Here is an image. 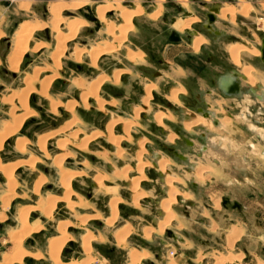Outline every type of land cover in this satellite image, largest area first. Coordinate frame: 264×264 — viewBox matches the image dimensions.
<instances>
[{"label": "rangeland", "instance_id": "374dc122", "mask_svg": "<svg viewBox=\"0 0 264 264\" xmlns=\"http://www.w3.org/2000/svg\"><path fill=\"white\" fill-rule=\"evenodd\" d=\"M59 1L60 0H0V124L9 122L11 120L12 109L17 107L16 100L8 105L4 104L6 102L5 100L15 93L19 94L24 91L26 83L28 84L31 82V86L34 85L33 87L35 89V92L30 94L28 98V108L35 113L27 120H24L20 130L15 136L7 138L0 151V160L6 165L12 166L18 165L17 163L26 162L33 163H30L32 168H17V170H15V183L11 191L12 195L19 191H24L25 193L21 194L26 196L25 198L21 197L15 199L9 208L1 206L2 201L0 202V211H4L7 215L11 216V218H8L7 222L3 223L5 226H2L8 230H19L14 217L18 208L26 206L29 208L28 213L30 215H28V226L30 227L31 224L29 221L32 223L34 221L33 219L40 216V213H36L38 211L30 213L31 210H34L33 208L36 207L40 199L44 200L46 196L56 198L62 197L63 190L58 184L59 176L56 173L57 168L55 167L54 157L60 158L61 156L62 167L70 172L79 174V177L72 180L70 187L73 193L70 197V202L74 203L75 206L69 211L68 204L65 202H56L50 217L44 214L40 216L43 226L39 221H36L34 226L31 225L30 227V229L44 227L45 229H41V231H43L42 233H40V230L37 231L38 233L32 232V230L24 235V233L22 234L21 231H18L12 236L13 243L3 242L2 235L4 231L0 230V257L3 255V252H8L12 244H14L12 251L4 256L8 264H14L12 256L15 257L21 253L25 255L17 261V263H20L26 256L30 257L32 254L28 255L26 250L32 251L33 249H39V251L44 252V243L47 237L53 234L55 235L49 237L47 239V241H49L50 239L59 238L61 236L58 230L56 231V225L59 223H69L72 226L66 228L64 234L72 236L73 241H68L63 244L59 251V259L65 264L81 262L83 259H86V255L79 249V246L81 245L82 237L87 234V232H91L93 235V239L90 241V253L88 258L92 262H94V258H96L95 264H129L126 252L132 248L139 250L144 249L147 251H143L145 255L140 258L139 264H169L168 262L171 259L173 261L176 260V264H206V262H208V264H213L215 257L219 255H242L240 260L236 259L233 263L231 262V264H255V262L259 260L264 261V130L261 138L256 137L252 133L247 132V123L243 122L241 119H228L229 123L224 126L225 141L223 147L224 149L231 148L230 155L240 160V168L242 170L243 166H245V170L242 171V174H238L237 178H231L228 172L230 168L228 165L229 159L221 156L223 163L216 166L212 162L214 158H217L215 152L211 154L210 152H201L203 157L199 154L198 157L200 159L195 157V155H197L196 152H192L195 159L190 156L189 153L191 152H185V155L191 157V162H194L191 163L188 160L185 164L177 162V160H174L175 158L167 152H157L161 151L160 145L166 142L161 134L157 130L152 131L149 122H143L140 118L142 113H140L138 117L134 116L132 120L127 110H121L125 114L120 112L116 114L134 122V125L129 132V137L131 139L129 141L126 134L122 133L118 126L113 130L116 136L124 138L119 148L123 156L119 157L114 150L111 152L106 147L107 133H104V130H102L105 120L103 116L98 115L96 111L92 109L94 108L92 104L93 101L89 100L88 106L85 108L81 102L77 100L78 93L75 91L73 92L74 89L71 87L68 88L61 83V80L70 83L69 81L77 77H82L87 80L94 79L95 77L89 72L91 70L88 69V59L85 55L82 56L83 58L81 57L75 61L76 57L73 53L76 50L89 49V46L95 47L105 41L113 43L118 49H116L113 54L109 55L110 57L101 56L99 58L97 69H95V71L98 70L96 73H99V70L104 71L109 68L116 69L114 66L115 64H125V52L128 50L133 52L137 51V48L139 49L138 51H141L140 53L143 54L142 59L137 58L134 62L128 61L133 64L143 61L146 55L148 59L164 56L165 60L171 63L169 66L173 70L179 66L182 67L184 71H165V82H162V80L155 81L148 77V75L153 74V69H149V73L143 72L144 74L139 77V82L143 85L152 84L157 92H159V95L152 92L153 97L149 102L150 109L152 110L149 112L151 115L155 111L166 108L165 105L161 104V100H163L164 96L166 99L172 87L170 83L172 81L178 83V78L180 81L182 79L186 80V88L190 95L200 87L202 90L213 89L209 81L211 77L210 73L202 72L203 66H206L205 58L208 52H213L214 56H217L218 64L215 68L217 70L216 74H221L225 71H233V69H238L240 71L241 66L234 63L227 55L228 42H223L225 41L223 40L217 45L210 43V45H207L208 47L200 51V53H195L196 51L194 49L186 45L188 35L185 32L176 34L170 29L171 24L175 22L176 18L191 16L190 13L186 15L183 12H178L177 8L180 7V5H178L177 0H163L161 6L162 11L156 20H150L146 15H150L156 11L157 0H137L140 7L144 10V15L134 18L133 24L135 28L127 31L125 40L119 44L114 42V39L106 36L104 29L105 24H109V22L116 25L121 23L120 17L117 13L108 12L106 13L103 24L97 18L96 9L105 6L107 3L112 4L116 2H120L123 8L135 9L134 0H92L90 7H85V5H83L88 0H62V2L66 4L67 10L60 12L61 15L58 14L57 16H53L48 8L50 5L58 3ZM192 1L194 0L187 1L190 5L191 13H197L203 21L204 14L207 10L202 5L195 4ZM234 1L238 3V0H208L210 4L211 2L217 5L222 3V5H228L227 7H233L235 5ZM239 1V7L244 5L246 7L248 6L246 16L238 11L239 7H233L235 8V13L232 22H230L228 18H221L220 16L219 23L216 26L221 30L228 31V36H235L242 47L245 46L246 48H250V45L254 43L253 37H255L258 42L259 37H262L261 33L264 34V12L260 10V7L264 9V3H261L264 2V0ZM76 4H81V6L78 10H72L71 7ZM54 17H56V19L75 18L83 22V25H81L74 36L75 39L73 38L66 42L64 52L58 60L59 62H56L53 59L54 56H52L54 52H56L54 37L57 30L64 35L68 33V30L65 25H60L57 30H53V27L48 21L52 20ZM225 21H227V23ZM33 24L40 25V27L35 28ZM41 26L44 27L42 28ZM21 29H27V34L23 37H28V41L25 53L19 64L18 72L14 75L8 65V60L13 55L12 44L15 42V39H20L19 36L17 37V34L21 35L23 33L22 31V33H19ZM178 36L182 38L181 41H178ZM36 50L38 51L35 52ZM197 52H199V50ZM256 61V57L250 56L249 54H244L242 57L240 56L239 60L240 64L244 62L253 68L252 70H254V72L252 74L260 73V75L264 77V72L261 74L259 71L260 68L256 66L258 61ZM55 62L57 64H55ZM150 63L153 68H156L154 62ZM75 66H79V69ZM212 67L213 66H210V68ZM33 75L38 76L36 79H33ZM88 77L94 78L88 79ZM29 78L32 79V81H29ZM131 80L132 83L133 80H135V76H132ZM42 83L49 85L47 88L48 93L46 92L47 96L39 92V89H41L39 87H41ZM117 86L119 87V84H117ZM134 87L135 86L131 84L126 88L120 87L119 90L125 91L127 93V98L131 96V98L139 101L143 94L134 90ZM102 91L110 93L109 87H101L99 91V96L101 97L104 96ZM40 94L42 96H40ZM190 95L187 97L181 96L182 98H180V101L182 106L186 107V102L191 97ZM217 96L207 97L206 100L212 104V110L221 120L227 119V111L225 108H234L233 110L232 108L229 110L231 114H234L240 110L239 106L246 105V103L254 105V101L250 99L249 101L244 99L242 101L244 104L242 103L239 105L240 103L233 100H226V103L221 97ZM144 98L146 97L144 96ZM123 101L129 102L128 99L127 101ZM52 102L57 104L56 111L51 109ZM72 102L77 105L75 104L74 109L68 112L70 118H65L63 115V112L66 110L65 106H67V103ZM218 104H220L221 110H218L219 107H216ZM59 105L62 106L59 107ZM116 106L118 107V105ZM254 106H256L254 107L255 110L259 107L257 104ZM135 108V110L139 109L141 112L147 110L145 107L138 104ZM15 113L19 115L22 113V110L15 109ZM171 114L175 121H168L169 125L165 124L167 122L164 119L162 124V128L169 131L168 137H170L171 134L175 136V130L178 128L183 130L181 132L184 136L192 137L194 131L188 132L182 128L180 112L176 110V112L172 111ZM255 114H257V111H255ZM26 122L29 123L25 125ZM77 123L79 125H77ZM57 131L61 132L58 133ZM53 132L55 134H53ZM93 133L96 134L94 135ZM99 133L103 135L101 136ZM215 133L219 132L215 131ZM219 134H223V132ZM46 135H50L51 137ZM96 135L101 137L97 139L93 138L87 143L85 148L81 146L78 147V142L81 139L94 137ZM42 136L47 138L45 145L46 150L43 152L40 151L36 142L38 138ZM22 137L25 138L24 141L26 142L24 144V149L15 151V141ZM228 137H232L240 141V143L236 144L233 139L231 142L228 140ZM126 140L129 142L127 144H129L132 149L131 152L125 150L123 147ZM142 140H145L146 143L143 148L142 158L138 164L136 158L140 151L138 143ZM199 140L202 141V143L204 141L203 139ZM251 142L256 146L255 148L257 151L252 152L250 148L248 149V146L252 144ZM136 143L137 145H135ZM148 143L155 152L147 148ZM174 144L178 145V147H184L182 139L176 141ZM103 152L107 153V155L101 156L104 154ZM67 155L69 157H67ZM166 159L169 160V164L171 163L172 165L170 166L168 164V170H171L174 177L180 180V184L177 183L179 184L177 186L179 195L184 193L187 195V198L183 200L182 197H177L176 202L171 205L175 219L171 223L172 225L170 224V227H167V230L163 233H158L157 231L149 238L144 239L142 233L143 228H156V225L164 216L162 212L158 213V210H160V202L167 197L166 193L164 195L161 193L162 190H165L162 187L163 181L153 178L152 175L158 167V161H165ZM140 163L144 165L142 175L138 172ZM193 165L197 167L206 165L213 166V173H206L210 175H206L197 183L191 173L193 171L191 168L194 167ZM108 166H110V170L107 168ZM126 168L128 169L126 181L115 177L114 173L117 170L120 171ZM103 174H105L104 177ZM99 175L105 178L102 189L92 187L94 179ZM1 176L2 175H0V194L6 193L8 188L6 186V179ZM40 176L44 179V185L40 193L38 192L37 195H34L31 191V185L34 184ZM44 176H46V178ZM139 177L143 178H141L142 180L139 183L138 192L141 189L147 195L141 199L138 206H135L129 198L132 196L131 192H129L131 185L130 181L131 179ZM192 183H195L194 188L191 186ZM35 184H37V182H35ZM114 197H119L121 199V202L117 205L116 221L110 228L104 225L99 226L98 222L92 220V216L99 215L102 219L108 216L109 209L107 202L110 198L112 199ZM150 198H152V202L148 203ZM223 198H228L231 203H239L240 209H232L230 206L223 207ZM218 199L219 207H215L213 201ZM22 210H20L19 213ZM85 219L86 221L83 222ZM100 222H102V220ZM121 225H130L132 229L129 234L130 237L126 238L125 245L118 248L115 246L111 234ZM234 226L239 229L240 236L230 251L226 248L225 237H227V232ZM122 228L123 227L120 229ZM101 234L107 235L106 240L104 236H101L104 237L103 240L99 239ZM70 242H73L72 245L69 244ZM46 244L49 258V244L48 242H46ZM17 249H20V252L16 254ZM213 254L214 256H212ZM44 256L45 259L33 262H28V259H24L23 264L52 263L50 258L49 260L46 259L45 253ZM40 258L41 257L38 259ZM98 259H100L99 262ZM229 263L230 262H227V264Z\"/></svg>", "mask_w": 264, "mask_h": 264}, {"label": "bare ground", "instance_id": "6f19581e", "mask_svg": "<svg viewBox=\"0 0 264 264\" xmlns=\"http://www.w3.org/2000/svg\"><path fill=\"white\" fill-rule=\"evenodd\" d=\"M162 1L163 0H157V3H156V11L154 13L150 14V15H146L148 19H150V20H156L157 17L160 16V12L162 11L161 10ZM187 1L188 0H177V2L184 9H187L188 11L191 12L190 5H189V3ZM204 1H208V0H204ZM91 4H92V0H91V2H90V0H88L83 5H85V7H90ZM80 6H81V4H76V5H73L71 8H72V10H78ZM134 6H135V9H127V8H123V6L121 5L120 2H116V3H112V4H110V3L108 4L107 3L105 6L98 7L96 9L97 18L103 24H104V21H105L106 13H108V12H112V13H115V14L117 13L118 16L120 17L121 23H119L118 25H116V24H114L112 22H109V24H105V29H104V32H105L106 36H109L111 39H114V42H116L118 44L125 40V38L127 36V31H130L132 28L133 29L135 28L134 27V24H133L134 23L133 22L134 21V18L135 17L142 16L144 14L142 7H140V4H139V2H137V0H134ZM227 6L228 5H224L222 7L221 12H220V16H221V18H225L226 17V18L229 19L230 22H232L233 17H234V13H235V8H233L232 6H229V7H227ZM48 9H49V12L51 13V15H53V16L54 15L57 16L58 14L61 15L60 12H63L65 10H67L66 9V4L64 2H62V0H60L58 3H54V4L50 5V7ZM247 10H248V6L246 7L245 5L238 8V11H240V13L241 14H244L245 16L247 14ZM197 22H199V17L194 16V15H191L190 17H186V18L179 17L172 24L171 29H173L174 31L179 32V33L181 31H184V30L190 31L191 30V27L195 23H197ZM49 24H51V26L53 27V30H57L58 29V26H60V25H65L66 28H67V30H68L67 31L68 33L65 34V35L62 34L59 30H57L56 31V35L54 37L55 38V42H56V45H55L56 52H54V55H52V56H54L53 59L56 62H59L58 60L62 56V54L64 52V48H65L66 42L68 40H71V39L74 38V36L76 35L78 29L81 27V25H83V22L82 21H79V20H77L75 18H71V19H68V18H60V19H56V17H54L52 20L49 21ZM33 25H34L33 27H35V28L36 27H40V25H35V24H33ZM26 30L27 29H21L19 31V33L21 31L23 33L21 32L22 33L21 35L20 34H17V37L19 36L20 39H15L14 45L12 47L13 48V55L10 57V59L8 61V64H9V67L12 70L13 73H17L18 72L19 64H20V61H21V57L25 53V49H26L28 37L27 38L26 37L24 38L23 36H25L27 34ZM258 43L260 44V41ZM203 44H208V40L204 36L201 35V36H198V37H196L194 39V41H193V43L191 45V48L194 49L195 51H198L199 48ZM40 48H38V49H40ZM116 49H118V48L113 43H109L108 41H105L102 44H99V45H97L95 47L94 46H91V47L89 46V49H80V50H76L75 49L76 51L74 50L75 52L73 54H75V57H76L75 61L77 59H80L83 55L87 56L89 58V61H90L89 62L90 63V67L92 69H97L99 58L101 56H105L106 57V56H109V55L113 54ZM37 51L38 50H36L35 52H37ZM227 52H228V55H229L230 59L234 63H236V64H238V65L241 66V70L239 72L246 78V82L244 83V85L247 84L251 88H254L257 85H260L262 88H260L258 90L259 93L257 95L259 96L260 95V92L264 95V77L262 75H260V73L259 74L258 73L252 74L254 72V70H252L253 68H251L250 65H247V63H244V62H242L240 64V62H239L240 56L242 57L244 54H247V55L249 54L250 56L252 55V56H254L256 58L257 57L260 58V56H261L260 55V51L257 48H254V49L249 50L245 46L242 47V45L239 42H233V43H230L228 45ZM140 56H142V54H140V53H132L130 50L126 51V55H125L127 61H130V62H134L135 59L139 58ZM56 62H55V64H57ZM55 64H54V66H55ZM258 65L261 66V68H264L260 63ZM55 72H57V71H55ZM121 73H122V71H120V70L115 71L113 73V77L112 78L109 77L106 74H103V73L97 75L94 79H90V80H85L82 77H77V79L70 81V86L72 88L74 87V88L80 90V92H81V94L79 96L80 97V100L79 99L78 100L84 105L85 108H86V106H88V104H87L88 101L91 100V101H94V103L96 105V108H98V111L99 110L100 111H103L105 102H104V100H102L99 97L100 87L103 84H106L107 82H110L111 80L113 82H115V83H118L119 78H121L120 77ZM261 74H262V72H261ZM210 75H212V74L210 73ZM37 76L38 75H36V76L33 75L32 78L33 79L34 78L36 79ZM30 80L32 81V79L29 78V81ZM33 86L34 85L31 86V82L28 83V84L26 83L25 88H24V91L20 92L19 94L15 93V94H13L12 96H10L9 98H7L5 100L6 102L4 104H6V105H8V104L12 103L14 100H16L17 107H15L13 109L11 108L12 109V111H11V120L9 122L0 124V151H1L2 147H3V143L6 141V139L15 136L17 134V132L20 130L21 125L24 122V120H27L29 117H31L34 114V111H31L28 108V98H29V95L30 94H33L35 92V89H34ZM48 86H49L48 84H43L42 83L41 84V87H39V88H41V89H39V92L45 96L48 93L47 92ZM144 90H145V93H146V96H145L146 98H144V100L142 102H143V106L147 109V112L146 113L148 115H150L149 112H151L152 110L150 109L149 102H150L151 98L153 97L152 96V91L155 90V88H154V86L152 84L151 85H147V86L145 85ZM184 92L185 91H184V89L182 87L173 88V89H171V92L167 96V100L173 106L179 107V106H181V101L179 100V95L182 94V93H184ZM41 94H40V96H42ZM240 96H241L240 97L241 99L240 100H236L237 103H240L239 105H241L243 103L242 101L244 99H246L247 101H249V99H250V100L254 101V105L257 104V105H259V107L256 108V110H255L254 107H256V106H254L253 104L252 105H249L248 103H246V105L239 106L240 110H238L234 114L233 113L232 114L230 113L231 115H229V116L227 115V119L226 120L219 119V123L220 124H219L218 128L216 127L217 129H215V130H214V128H213L214 126H212L210 120L204 119L205 117L204 118L198 117L196 115H195L196 117L194 119H191V118L190 119H187L183 123V125H182V127L185 129V131H188V132H190V131L192 132V131H194V129H196V128L200 127V126H204V127L210 129V131L208 133V138H207V144H208V146L206 145L207 146V149H208V152H206V153H209L210 152V154H211L212 152H215L217 154V158H214L213 161H212L213 164L216 165V166H219V165H221V163H223V161L221 160V156L227 157L229 159L228 165L230 167L228 169V172H229V176L231 178H237L238 174H242L243 173L242 171L245 170V168H244L245 166H243V170H242L240 168V165H241L240 160L237 159V158L231 157V155H230L231 148L224 149V147H223V144H224V141H225V134H224L225 127L224 126L229 123L228 119L229 120H236L237 118L241 119L243 122L247 123V128H246L247 129V132L252 133L256 137H260L261 138V136H263L262 133H263V130H264V126H263V124H264V98L259 101L255 96L251 95L248 91L245 92L243 90L241 91ZM226 100L227 99H223L224 102H226ZM56 101H58V100H56ZM53 102H52V105L50 103L51 109L53 111H56L57 104H55ZM75 104L76 103H74V102L67 103V106H65L66 107V110L65 111H68V112L70 111L71 112L74 109ZM60 106H62V105H59V107ZM249 106H251V107H249ZM218 107H219L218 110H221L220 104H218ZM79 108H80V106H79ZM231 108L232 107H230V109ZM15 109H21L22 110V113H20L19 115H16ZM173 109H174V107H173ZM225 109L228 110V111L230 110L229 108H225ZM233 109L234 108H232V110ZM170 110L171 109H169V108H164L163 110L155 111V112H153V114H151L152 118H150V120L152 122H154V124H156L157 126H162L164 119L167 120V123H168V121H175V120H173V117H172V114H171V111ZM255 111H257V114H255ZM139 112H140L139 109L135 111L134 114H135L136 117H138L140 115ZM186 113L190 114V111L187 110ZM74 120H75V118H74ZM67 125H69V124H67ZM77 125H79V124L77 123ZM119 125H122L123 131L126 134L127 139L129 141V140H131L130 137H129V132H130L132 126L134 125V122H132L130 120L129 121L124 120L123 118H120L119 116L116 117L114 115V117L109 122H107V124L105 126V130H106V133H107V142L111 146H113V148L115 147L117 149V151H115V152L120 157V156H123V155H122L121 149H119V148H120V145L122 143V139L124 140V138L121 137V136H116L114 134V132H113L114 128L116 126H119ZM67 130H68V128H67ZM215 131H217L219 133L220 132H223V134L215 133ZM59 132H61V131H59ZM104 133H105V131H104ZM199 133H197V134H199ZM53 134H55V133L53 132ZM93 134L95 135L96 133H93ZM99 134H101V133H99ZM46 136H50V135H46ZM96 137H97V135L94 136V137L92 136V137H86V138L81 139L78 142L79 143L78 144V147L81 146L82 148H85L87 146V143L89 141H91L93 138L96 139ZM175 137H176V135L174 136L173 134H171L170 137H169V141L172 143L175 140ZM72 138H74V137H72ZM46 139L47 138H45V136H42V137H39L38 140L36 141L38 148L42 152L46 150V146H45L46 145ZM232 139H233L232 137H228V140H230L231 142H232ZM24 140H25V138L22 137V138H20V139H18V140L15 141V144H14L15 151H20V150H23L24 149V144L26 143ZM197 140H199V138ZM233 141L236 144H239L240 143V141L235 140V139H233ZM145 143H146L145 140H142V141H140L138 143V147L140 148V151H139L138 154L136 153L137 156L135 155L136 158H137V160H138V164H139V162H140V160L142 158V155H143L142 153L144 151L143 148H144ZM65 144H66V142H65ZM57 146H59V145H57ZM64 147H65V145H64ZM255 147L256 146L252 143V144H250L248 146V149L250 148V150L252 152H255V151H257V149ZM194 149H198V145H195L194 146ZM182 153H184V152H182ZM189 154L194 159H195V157H197L196 155L194 157L193 154H192V152L189 153ZM106 155H107V153H104L101 156H106ZM184 156H186V155H184ZM67 157H69V156L67 155ZM189 157H187V158L191 162V157L190 158ZM30 163H27V162L26 163H20V164L17 163L18 165L9 166V165L4 164L0 160V175H2L1 177H4L6 179V181H7L6 186L8 187L7 189L9 190V192H11L12 191V188H14L13 186H14V183H15V179H14L15 178V175H14L15 174V170L17 168L24 167V166L31 168L32 167L31 164H33V163H31V164ZM54 163L56 165L55 167L58 169V174H59V177H60V180H59L60 181L59 182L60 183V186L65 190V194L63 195V198L47 197L44 200H42V199L39 200V202L37 203L35 209L36 210H41L43 212V214L45 216H47V217H50L51 216L52 209L54 208V205H55L56 201L57 202H65L66 204H68L69 211H71L72 208L75 206L74 203L70 202V199H71L70 197L73 195L72 190L70 188V184H71V180L74 177L78 176L79 174H75L73 172H70L67 169H65L64 167H62V165H61L62 164L61 156H60V158L59 157H55ZM168 164H169V160H167V159L165 161H158V163H157V166L158 167L156 169V171H158V173H160V174H167L166 177H165V179H164V181L162 182L163 183V186L162 187L165 189V192H166V196L167 197L160 202V210L164 214V216L160 219V221L156 225V228H154V227H146V228L144 227L145 229L143 228L142 233H143V236H144L145 239L149 238L153 233H155L157 231H158V233H163L165 230H167V227H170L169 225L175 219V215L172 212L171 205H173L176 202L177 197L178 198L179 197H182L183 200L187 198V195H185L184 193H182V194L179 195V192L177 191L178 190L177 186L180 184L179 183L180 180L177 179L176 177H174V174H173V172L171 170H168ZM169 165L172 166L171 163ZM193 166L195 168L192 167L193 171L191 173H192L193 178L195 179V181L197 183L200 180H202L206 175H210L211 173H213V166H209V165L202 166V167H197L196 165H193ZM143 169H144V165L140 163V165L138 166V172L141 175H142V173L144 171ZM127 173H128V169L126 168V169H121L120 171L117 170L114 174H115V177L120 178L123 181H126L127 180ZM206 173H210V174H206ZM104 175L105 174H103V177H104ZM103 177L99 175L98 177H96L94 179V185L97 186V189H102L103 188V186H104L103 183H104V180H105V178H103ZM143 177L134 178V179H131V181H130L131 185H130V191L129 192H131V194H132V196H131V202L135 206H138V204L140 203L141 199H143L147 195L141 189L138 192V190H139V183L142 180L141 178H143ZM42 182L44 183V179L43 178L39 179L37 181V184H35L33 186V191H34L35 194H38V192L41 191V188H42L41 186L43 184ZM228 182H227V184H228ZM177 183H179V184H177ZM173 184H175V185H173ZM25 196L26 195L21 194V193H15L14 195H12L11 197H9L5 201L6 202V205L11 204V202L15 198H20V197L25 198ZM211 201H212V199H211ZM120 202H121V199L119 197H114V198H112V199L109 200L108 206H109V209H110V217L107 218V219H105L106 220L105 221L106 222V225L108 227H111L112 224L116 221L117 205ZM213 203H214L213 205L215 207H219V199L216 200V201H213ZM204 216H206V215H204ZM92 219L95 220V221L96 220L97 221H101L102 220L98 216H93ZM85 221H86V219L83 222H85ZM19 223H20L21 230L24 233V235L27 234L29 231H31L30 230V227L28 226V208H25V209H23L20 212ZM179 224H181V223H179ZM70 226H72V225L69 224V223H59L57 225V230L61 234V236L59 238L50 239L49 242H48V244H49V250H50L49 251V258H50L52 264H62L60 262V260H59V256L58 255H59V251H60L61 247L63 246V244H65L66 242L72 240V237L70 235H65L64 234L66 228H68ZM131 229L132 228H131L130 225H126L122 229L115 231L114 239H115V241H116V243H117L118 246L125 245L126 238L131 233ZM32 230L33 231H37V230H39V228H34ZM228 232H227V237H225L226 238V240H225L226 241V244L225 245H226V248L231 251V249L233 248L234 243L238 240V238L240 236V231H239V229L237 227L234 226ZM92 239H93V235L91 234V232H87V234H85L82 237L81 246H82L83 253L86 255V259L83 262H81V263L75 262L73 264H92V261L88 258L89 253H90V241ZM99 239L100 240H103L104 237H100ZM143 255H145L143 253V251L142 252H137L136 250L132 249L129 252V255H128L129 264H139L140 258ZM221 255H222V253H221ZM40 256H41L40 254H35V255H33L32 258H39ZM212 256H214V254ZM203 257H205V256H203ZM241 258H242V255H238V256H231V255H228V256H220L219 255L218 257H215V259L213 261V264H227V262H230L229 264H231V262L233 263L234 260H236V259L237 260H240ZM257 260H259V259H257ZM175 261H173L171 259L168 263L169 264H176L177 262L175 263ZM164 263H166V262H164ZM206 264H208V262H206ZM255 264H264V261L259 260V261L255 262Z\"/></svg>", "mask_w": 264, "mask_h": 264}, {"label": "crops", "instance_id": "0c3cea01", "mask_svg": "<svg viewBox=\"0 0 264 264\" xmlns=\"http://www.w3.org/2000/svg\"><path fill=\"white\" fill-rule=\"evenodd\" d=\"M192 2H194L195 4L197 3V4H199V5H202L206 10H207V12H205V14H204V19H203V21L200 23V25H198V27L199 28H197V30L199 31V30H202V31H204L205 32V34H206V36H208V37H210V38H212V40H214L215 42H219V40H221L222 38H227V35H226V33L222 30V31H220V30H218V29H216V28H214V24H218L219 22V19L217 20V19H215V22L213 23V28L215 29V30H217L218 32H220V33H223V36H221V37H219L218 39H215L214 38V35H212V34H207V32L202 28V25H203V23L206 21V14L207 13H209L210 11H209V9L210 8H212V7H218V13H216L215 14V18L216 17H220L219 16V13H220V10H221V7H222V3H220V5H217V4H215L214 2L212 3L211 2V4L209 3V2H204L203 0H194V1H192ZM235 3V5L233 6V7H237L236 6V1H234ZM218 3V2H217ZM261 3H264V2H261ZM260 3V4H261ZM181 7V6H180ZM239 7V6H238ZM237 7V8H238ZM182 8V7H181ZM260 10L261 11H263L264 12V9H262L261 7H260ZM185 13H187L188 14V12L187 11H184ZM143 13H144V10H143ZM144 15V14H143ZM264 16V15H263ZM188 17H190V16H188ZM186 18V17H185ZM222 20V19H221ZM223 21V20H222ZM226 23H227V21H225ZM48 23H49V21H48ZM174 23V22H173ZM197 30H192L191 32H193L192 34H189V33H187L186 31H184L187 35H188V37H187V43H186V45L189 47V48H191V44H192V42H193V39L195 38V37H197L198 36V31ZM173 33H175L174 31H173ZM264 35V34H263ZM263 35H261V36H263ZM178 38V37H177ZM229 38V40H233V37L232 36H229L228 37ZM245 43V42H244ZM13 45H14V43L12 44V47H13ZM206 47H208L207 45H203V46H201L200 48H199V52H195V53H200V51H202L203 49H205ZM192 49V48H191ZM12 50H13V48H12ZM136 50L137 51H133L134 53H140L141 51H138L139 49H137L136 48ZM132 52V51H131ZM132 52V53H133ZM141 54V53H140ZM24 55V54H23ZM125 55H126V52H125ZM85 57H87V56H85ZM142 57H143V54H142V56H140L138 59H142ZM22 58V57H21ZM126 58V57H125ZM10 59V58H9ZM87 59H88V69H92L91 67H90V61H89V58L87 57ZM154 59V60H153ZM153 60V61H152ZM9 61V60H8ZM125 64H118V65H114L115 67H116V69H111V68H109V69H105L104 71H101V70H99V73H96L97 71H95V69H92L91 71H89L90 73H91V75L92 76H94V77H96L97 75H99V74H106V75H108L109 77H113V73L115 72V71H118V70H120V71H122V73H121V75H120V77L121 78H119V81H118V83H115V82H113L112 80L110 81V82H107L106 84H103L101 87H109V89H110V93H107V92H103V94H104V96L103 97H101V96H99L102 100H104V102H105V105H104V109H103V111H98V108H96V105H95V103H94V101H93V105H94V108H92L94 111H96V113L98 114V115H101V116H103V118H104V120H105V123H104V125H103V130L106 132V130H105V126H106V124H107V122H109L113 117H114V115L116 116V117H118L119 115H117L116 113H123V114H125L124 112H122L121 110H127L128 112H129V114H130V119L132 118V120H133V117L135 116V106L138 104V105H140V106H142V107H144L143 106V102H142V99L144 98V96H146V93H145V90H144V88H145V85H143L141 82H139L138 80H139V77L141 76V75H143L144 73L143 72H148L149 73V69H153V74H151V75H148V77L150 78V79H152V80H155V81H158V80H162V82L164 81L165 82V68H167V67H169V70L171 69L172 71H175V72H183L184 70H183V68L182 67H176V69H172L169 65L171 64L169 61H166L165 60V57L163 56V57H159V58H156V57H153L152 59H148V57H147V55H146V58H144V60L143 61H140V62H136L135 64H133V63H130V62H128L127 61V59H125ZM21 62V61H20ZM150 62H154V64L156 65V68H153L152 67V65H151V63ZM100 63V62H99ZM205 64H206V66H203V68H202V72H208V73H210V72H212V70L213 71H215L216 73H217V70L215 69L216 68V66H217V64H218V61H217V56H214V54H213V52H208L207 54H206V58H205ZM9 65V64H8ZM140 66V67H139ZM210 66H213L212 68H210ZM76 68H78L79 69V66H75ZM225 73H228V71H225L224 73H221V74H216L218 77L220 76V75H222V74H225ZM14 75H15V73H13ZM96 74V75H95ZM134 77L135 76V80H133V82L131 83V77ZM94 77H88V79L89 78H94ZM147 77V78H148ZM75 79H77V78H75ZM74 78L72 79V80H75ZM85 80H87V79H85ZM138 81V82H137ZM149 81V80H148ZM216 81H217V79H216ZM70 82V81H69ZM150 82V81H149ZM181 81H180V79L178 78V83H180ZM61 83H63L64 85H66L68 88L69 87H71L70 86V83H68L67 81L65 82H63L62 80H61ZM176 81H172L170 84L172 85V87H171V89L173 88V87H175L177 84H178ZM216 83V82H215ZM117 84H119V87L117 86ZM131 84H133L135 87L133 88L134 90H136L137 92H139L140 94H143L142 95V97H141V99H139V101L138 100H135V99H133V98H131V96H129V98H127L126 96H127V93L125 92V91H123V90H119L120 89V87H123V88H126V87H128V86H130ZM121 85V86H120ZM147 86V85H146ZM100 87V88H101ZM72 88V87H71ZM72 89H74L73 90V92L75 91L76 93H78V99L80 100V94H81V92H80V90H78V89H76V88H72ZM122 89V88H121ZM156 90V89H155ZM155 90H153L152 92H154V93H156V94H158L159 95V92H157V90L155 91ZM100 91V90H99ZM207 91H209V90H202L201 89V87L200 88H198L197 90H195V91H193V94L194 93H196V92H198L199 94L200 93H202V92H207ZM152 96H153V94H152ZM183 97V96H182ZM182 97H180V98H182ZM77 99V100H78ZM127 99H128V101L129 102H125V101H123V100H126L127 101ZM190 99V98H189ZM187 100L188 102L190 101V100ZM152 100H154V99H152ZM89 102V101H88ZM82 104V103H81ZM88 104V103H87ZM161 104L162 105H165V106H168L169 108H171L170 107V104L167 102V99H165V96H164V98H163V100H161ZM83 105V104H82ZM116 105H118V107L116 106ZM84 106V105H83ZM157 106V105H156ZM87 107V106H86ZM160 107H164V106H160ZM185 108H187V105H186V107H184V106H180L179 108H177L176 110H178V112H180V120H182V121H184V119H185ZM38 111H40V110H38ZM147 112V110H145V111H143V113L140 111L139 112V114L140 113H142V115L140 116V118L143 120V122H149L150 123V128H151V130L152 131H155V130H157L160 134H161V136L165 139V143L164 144H161L160 145V150L161 151H157V152H165V150H167V151H170V149H172L173 148V150H175L174 149V147H177L175 144H167L168 143V141H167V136H169V131H167V130H165V128H162V126H157L156 124H154V122H152L151 120H150V116L146 113ZM35 113V112H34ZM100 113V114H99ZM144 113H146V114H144ZM82 114V113H81ZM134 114V115H133ZM63 115L65 116V118H70V116H69V113H68V111H64L63 112ZM120 118H123V117H121V116H119ZM136 117V116H135ZM124 119V118H123ZM124 120H127V121H129V119H124ZM31 121H34V120H31ZM29 122H26V124L25 125H27ZM181 123H183V122H181ZM26 127V126H25ZM117 127V126H116ZM119 127V129L121 130V132L122 133H124V131H123V128H122V125H119L118 126ZM159 127V128H158ZM122 128V129H121ZM156 128V129H155ZM135 135H137V134H135ZM101 136H102V134H101ZM101 136H97L98 138L99 137H101ZM184 136V135H183ZM97 137H96V139H97ZM7 140V139H6ZM123 141V140H122ZM188 143V142H190L189 141V139L188 138H186V136H184V138L182 139V144L183 143ZM127 143H129L127 140H126V143L125 144H123V147H124V149L125 150H128L129 152H131L132 151V149H131V147L129 146V144H127ZM150 143V142H149ZM149 143H148V145H147V148L150 150V151H152V152H155V151H153V149L149 146ZM4 144V143H3ZM132 145H134V144H132ZM135 145H137V143L135 144ZM183 145H185V144H183ZM121 146V145H120ZM106 147H107V149L109 150V151H117V149L114 147L113 148V146H111L108 142L106 143ZM186 147V146H185ZM3 148V147H2ZM186 148H189V147H186ZM178 152H179V149H177V152H167L168 154H170L172 157H174L177 161L179 160V161H182V162H185L186 161V158H185V156H183V155H181V154H178ZM180 156H182V157H184V159H181L180 158ZM55 158V157H54ZM3 162V161H2ZM4 163V162H3ZM110 166H108L107 168L110 170V168H109ZM20 168H30V167H20ZM32 168V167H31ZM19 169V168H18ZM17 170V169H16ZM57 175L59 176V174H58V169H57ZM43 176V175H42ZM42 176H40V178L38 177V179L35 181V182H37L39 179H41L42 178ZM153 178H156V179H158V180H161V181H163V175H161L160 173H158V171H156L155 170V172H153ZM45 178H46V176H44ZM77 177H79V175L78 176H76V177H74V178H77ZM73 178V179H74ZM72 179V180H73ZM60 177H58V184H59V186H60ZM72 180H71V182H72ZM35 182H34V184H35ZM34 184H32L31 185V191L33 192V194L34 195H37V194H35L34 193V191H33V186H34ZM43 185H44V183L42 184V186L41 187H43ZM194 185H195V183H192L191 184V186H192V188H194ZM70 187H71V184H70ZM92 187H96L97 188V186L96 185H94V182L92 183ZM60 188L63 190L62 191V197H58V198H63V195L65 194V190L60 186ZM42 190V189H41ZM164 191V192H163ZM17 193H25L24 191H19V192H17ZM40 193V192H39ZM161 193L164 195L166 192H165V190H162L161 191ZM12 196V192H9V190L7 189V191H6V193L4 192V193H2V194H0V202L2 201V203H1V206H3V207H6V208H9L11 205H12V203H13V201L15 200V199H18V198H15V199H13V201L11 202V204H8V205H6V200L9 198V197H11ZM21 198V197H20ZM46 198H47V196H46ZM45 198V199H46ZM111 199V198H110ZM109 199V200H110ZM130 199H131V197H130ZM57 202V201H56ZM150 202H152V198H150V200H148V203H150ZM38 203V202H37ZM108 204H109V201L107 202ZM155 203H158V202H155ZM25 208H27L26 206H24V207H21V208H18L17 209V213H16V215H15V217H14V220L16 221V223H17V225H18V227H19V230H17V229H11V230H8V229H6L5 227H3V226H5V225H3V223H5V222H7L8 221V218H11V216H9V215H7L4 211H0V230H2V231H4V234L2 235L3 236V242H5V243H13L14 241L12 240V236L15 234V233H17L18 231H21V233L23 234V232H22V230H21V226H20V223H19V211L20 210H22V209H25ZM29 209V208H28ZM34 210H31L30 211V213L31 212H35V211H38V212H36V213H40L39 215L41 216V215H43V213H42V211L41 210H36L35 209V207L33 208ZM108 209H109V206H108ZM53 210V209H52ZM28 215H30L29 213H28ZM52 215V214H51ZM40 216H38L37 218H35V219H33L34 221L31 223L30 221H29V223L31 224V225H33L34 226V224H35V222L37 221H39L40 222V224L43 226V223H42V221L40 220ZM95 216H98V217H100L101 219H102V217L101 216H99V215H95ZM93 217V216H92ZM110 217V209H109V213H108V216H106L105 218H103L102 220V222H100V221H97L96 220V222H98V225L99 226H101V225H104V226H107L106 225V220L105 219H107V218H109ZM29 218H30V216H29ZM93 220V219H92ZM60 222V221H59ZM3 225V226H2ZM31 225H30V227H31ZM58 225V224H57ZM57 225H56V231H57ZM124 226H126V225H121L120 227H118L115 231H117L118 229H120L121 227H124ZM1 227H3V228H1ZM108 227V226H107ZM36 228H39V230L41 231V229L43 230V229H45L44 227L43 228H40V227H36ZM110 228V227H109ZM32 229H34V228H32ZM32 229H30L31 231H32ZM39 230H37V231H39ZM37 231H32V232H37ZM115 231H113L112 232V234H111V238H112V240L115 242V246L116 247H118V248H121V246H118L117 245V243H116V241H115V239H114V233H115ZM30 232V231H29ZM43 231H41L40 233H42ZM38 233V232H37ZM22 236H24V235H22ZM52 236H55L54 234L53 235H50L49 237H52ZM101 236H104L105 237V240H106V234H101L100 235V237ZM49 237H47L46 238V240H45V243H44V252H41V251H39V249H33L32 251H28V250H26V252L28 253V255H31L30 257L29 256H26L25 258H23L22 259V261L20 262V263H17V261H19L25 254L24 253H21V254H19V255H17V256H12V260H14L13 261V263L14 264H23V260L24 259H28V262H33V261H38V260H41V259H45L44 257V253L46 254V259H48L49 260V258H48V247H47V244H46V242H49V241H47V239L49 238ZM72 237V236H71ZM130 237V235L128 236V238ZM27 238V237H26ZM25 238V239H26ZM25 239H24V241H25ZM145 239V238H144ZM71 241H73V240H71ZM100 242H104V241H100ZM67 243V242H66ZM72 243L73 242H70L69 244L70 245H72ZM14 247V244H12V247L8 250V252H3V255H1V257H0V264H8L7 263V260H5L4 259V256L5 255H7L8 253H10L11 251H12V248ZM80 248V250L82 251V246L80 245L79 246ZM132 249H135V248H132ZM132 249H129V251H127V260H128V255H129V252L132 250ZM135 250H137V251H146V250H144V249H135ZM17 252H20V249H17V251H16V254H17ZM83 252V251H82ZM147 252V251H146ZM39 253H41L40 255V259H38V258H32L33 257V255H35V254H39ZM1 254V253H0ZM21 256V257H20ZM59 256V255H58ZM29 257V258H28ZM61 257V256H60ZM86 258V257H85ZM60 260V259H59ZM96 260V258H94V262H92L93 264H95V261ZM74 261H77V260H74ZM83 261H84V259H83ZM83 261H81V262H83ZM100 261V259H98V262ZM61 262V261H60ZM70 262V261H69ZM81 262H77V263H81ZM128 262H129V260H128ZM62 264H65V263H63V262H61ZM73 263H75V262H71V263H68V264H73ZM50 264H52V263H50ZM67 264V263H66Z\"/></svg>", "mask_w": 264, "mask_h": 264}, {"label": "flooded vegetation", "instance_id": "af4514ba", "mask_svg": "<svg viewBox=\"0 0 264 264\" xmlns=\"http://www.w3.org/2000/svg\"><path fill=\"white\" fill-rule=\"evenodd\" d=\"M204 1V0H203ZM204 2H208V1H204ZM240 1L238 0V3L236 4V6L238 7L239 5H240V3H239ZM178 3V2H177ZM178 5H180L179 3H178ZM181 6V5H180ZM224 5H222V7H223ZM251 6V5H250ZM182 7V6H181ZM222 7H221V9H222ZM252 7V6H251ZM255 7V6H254ZM183 8V7H182ZM256 8V7H255ZM183 11H187L186 9H184L183 8ZM188 13H190L191 15H194V16H197V17H199V22H197V23H195L192 27H191V30H190V32L194 29V30H197V28H199L198 27V25L197 24H200L201 22H202V20H201V18H200V16L197 14V13H191V12H189V11H187ZM220 12H221V10H220ZM219 16H220V13H219ZM185 18V17H184ZM178 18H176V20H177ZM216 19L218 20V17H216ZM175 20V21H176ZM173 24V23H172ZM172 24H171V26H172ZM217 24H214V28H216V29H218V30H220V31H222L221 29H219V27H217L216 26ZM170 29H171V27H170ZM172 31H174L173 29H171ZM184 31H188V30H184ZM184 31H181L180 33L179 32H176V31H174L176 34H182V33H184ZM198 31V30H197ZM224 31V30H223ZM225 33H226V35H228V31H224ZM198 36H204L207 40H208V44H203V45H210V43H213V45H217V44H220V42L221 41H223V40H225V41H223V42H228V44H230V43H233V42H238L237 41V38L235 37V36H232V37H234V40H229V36H227V38H222L221 40H219V42H215L214 40H212V38H210V37H208V36H206V34H205V32L204 31H202V30H199L198 31ZM261 35H263L262 33H261ZM197 36V37H198ZM263 37V36H262ZM262 37H259V41H261V38ZM196 38V37H195ZM194 38V39H195ZM181 39L182 38H180L179 36H178V41H181ZM194 39H193V41H194ZM253 40H254V43L253 44H251L250 45V47L251 48H247V49H249V50H251V49H254V48H257L259 51H260V46H261V44H259L257 41H256V38L255 37H253ZM175 42V41H174ZM246 42V41H245ZM193 43V42H192ZM247 43V42H246ZM256 43V44H255ZM223 44V43H222ZM248 44V43H247ZM192 45V44H191ZM202 45V46H203ZM214 49V48H213ZM215 50V49H214ZM227 55H228V52H227ZM261 55V54H260ZM228 57H229V55H228ZM230 58V57H229ZM256 60L258 61H256L257 63H256V66H258V68H260L259 69V71H261V72H264V68L262 69L261 68V66H259L258 64L260 63L263 67H264V62H261L260 61V58H256ZM169 70V67H167V68H165V71H168ZM171 70V69H170ZM234 71H236V72H238L243 78L242 79H240L239 81H240V85H241V90L240 91H245V92H249V85H244V83L246 82V78L239 72V70L238 69H233ZM232 71H229L228 73H231ZM212 75H210V76H212V78H210V84H211V86H212V90H209V91H207V92H202V93H198V92H196V93H192V95H190L189 93H188V90H187V88H186V80H184V79H182L181 80V84L180 83H178L175 87H173V88H178V87H182L183 89H184V93H182V94H180L179 95V100H180V97L181 96H191L190 97V101L188 102H186V105H187V108H185L184 110H185V119H184V121H182L183 123L187 120V119H194L196 116H198V117H202V118H204V119H207V120H210V122H211V124H212V126H214L213 128H214V130L215 129H217L218 128V126H219V118L217 117V114L212 110V104L211 103H209L206 99H207V97H214L215 95L217 96H219V97H221V98H223V99H227V100H240L241 98V96L240 97H233V98H227V97H224L220 92H219V90L217 89V81H216V79L218 78V76L216 75V72L215 71H213V72H210ZM264 74V73H263ZM219 75V74H218ZM222 75H224V74H222ZM244 80V81H243ZM216 82V83H215ZM243 82V83H242ZM243 87V88H242ZM172 88V89H173ZM171 92V89L169 90V93ZM169 93H168V95H169ZM259 92L257 91L256 92V94H258ZM241 94V93H240ZM262 93L260 92V95H261ZM217 96V97H218ZM166 99H167V97H166ZM167 102L170 104V107H171V110L173 111V112H176V109L177 108H179V107H176V106H173L168 100H167ZM166 108H169L168 106H165ZM173 107H174V109H173ZM217 108H218V106H216ZM187 110L188 111H190V114H188V113H186L187 112ZM226 110V109H225ZM171 111V112H172ZM227 111V115L229 116V115H231L230 114V111H228V110H226ZM196 115V116H195ZM200 115V116H199ZM205 115H207V116H205ZM217 120V122H218V126H215L214 124H213V117ZM194 116V117H193ZM150 118H152V116L150 115ZM166 122H167V120H165ZM183 123H182V125H183ZM166 124H169V122L168 123H166ZM217 127V128H216ZM183 128V127H182ZM205 130H204V129ZM184 129V128H183ZM185 130V129H184ZM181 131H183V130H181V128H178L177 130H175V135H176V137H175V140L171 143L170 141H169V137L167 136V141H168V143H170V144H174L176 141H178V140H180V139H183L184 138V136H183V134H182V132ZM202 131V132H201ZM209 131H210V129L209 128H206V127H204V126H200V127H198V128H196V129H194V132H193V136L192 137H190V136H187L186 138H188L189 139V141L190 142H184L183 144H185V145H183L184 147H178V145H176L177 147H174V149L175 150H173V148L172 149H170V151H167V150H165V152H177V149H179V152H178V154H181V155H185L184 153L185 152H196V156H197V158H199L198 156H199V154L200 155H202V153L201 152H208V149H207V146H208V144H207V138H208V133H209ZM200 132V133H199ZM196 135H195V134ZM197 133H199V134H197ZM203 139L204 141H203V143H202V141H200V140H197V139ZM196 143V144H195ZM195 145H198V149H194V146ZM207 145V146H206ZM189 147V148H186V147ZM206 148V149H205ZM182 152H184V153H182ZM199 152V153H198ZM187 156V155H186ZM185 156V157H186ZM188 157V156H187ZM186 157V161L185 162H182V161H177V162H179V163H181V164H184V163H186L189 159ZM203 157V156H202ZM174 158V157H173ZM200 159V158H199ZM176 160V159H175ZM189 162H190V160H189ZM189 168V167H188ZM192 168V167H191ZM161 175H163V181H164V179H165V177H166V175L167 174H161Z\"/></svg>", "mask_w": 264, "mask_h": 264}, {"label": "water", "instance_id": "95a60500", "mask_svg": "<svg viewBox=\"0 0 264 264\" xmlns=\"http://www.w3.org/2000/svg\"><path fill=\"white\" fill-rule=\"evenodd\" d=\"M178 12H183V8L178 7ZM209 13L206 14V21L203 23L202 28L207 32V34L214 35L215 39H218L219 37L223 36V33L218 32L213 28V23L215 22V14L218 13V7H212L209 9ZM189 34H192L193 32L186 31ZM260 61L264 62V35L261 39V46H260ZM243 77L236 71H232L231 73H225L224 75H220L217 78V89L219 92L227 98H233V97H240L241 93V85H240V79ZM262 88L260 85L255 86L254 88L249 87V93L253 96H255L258 100H262L264 98V95H257L256 92ZM207 116V115H205ZM212 116V115H211ZM213 117V116H212ZM213 124L215 126H218L217 120L213 117ZM181 159H184V157L180 156ZM222 206H230L232 209H240V205L237 202L231 203L228 198L222 199ZM158 213H161V210H158Z\"/></svg>", "mask_w": 264, "mask_h": 264}]
</instances>
